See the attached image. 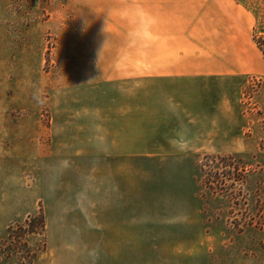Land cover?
Masks as SVG:
<instances>
[{
  "label": "rangeland",
  "instance_id": "374dc122",
  "mask_svg": "<svg viewBox=\"0 0 264 264\" xmlns=\"http://www.w3.org/2000/svg\"><path fill=\"white\" fill-rule=\"evenodd\" d=\"M0 264H264V0H0Z\"/></svg>",
  "mask_w": 264,
  "mask_h": 264
},
{
  "label": "trees",
  "instance_id": "16d2710c",
  "mask_svg": "<svg viewBox=\"0 0 264 264\" xmlns=\"http://www.w3.org/2000/svg\"><path fill=\"white\" fill-rule=\"evenodd\" d=\"M44 217H43V215H42V217H41V226L43 227L44 226Z\"/></svg>",
  "mask_w": 264,
  "mask_h": 264
}]
</instances>
